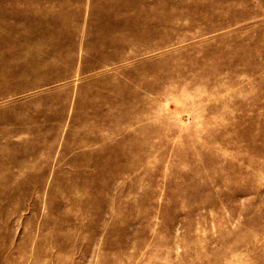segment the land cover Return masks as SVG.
<instances>
[{"label": "rangeland", "instance_id": "obj_1", "mask_svg": "<svg viewBox=\"0 0 264 264\" xmlns=\"http://www.w3.org/2000/svg\"><path fill=\"white\" fill-rule=\"evenodd\" d=\"M106 1L7 0L0 264H264V0Z\"/></svg>", "mask_w": 264, "mask_h": 264}, {"label": "bare ground", "instance_id": "obj_2", "mask_svg": "<svg viewBox=\"0 0 264 264\" xmlns=\"http://www.w3.org/2000/svg\"><path fill=\"white\" fill-rule=\"evenodd\" d=\"M138 1H140V0H119L118 2L106 1L104 3V5H106L108 7H111V8L115 7V8H117L119 10V12L123 11L124 9H130V10H135L136 11L137 10V5H138L137 4ZM8 6H9V2H7V0H0V27H5V28H8L10 30H13L12 32H14V34H15V33L20 32L21 24L18 22L16 24H14L13 26H11L9 24V22L6 20V15L5 14L9 12L8 11ZM13 6L14 7H19V3H15ZM104 10H103V8L101 9V12H102L101 14L103 16L102 18H104V21H105L104 24L105 25H103L102 28H100L102 30V32H101L102 36L100 37L99 40H102L104 43L105 42L107 43V41L110 40L111 38H110V35L106 34V33L108 31H111V29H112L111 22L116 20V18H115L116 14H115V12H109V11H104ZM131 17L132 16H130L128 18H123V19H129ZM123 19H120L119 21H122ZM13 42H14V38H13L12 35H9V34L7 35L6 34L5 37L0 35V48H1L0 52L1 53H6L7 50H9L12 47V43ZM104 55L100 54L102 59L103 58L105 59Z\"/></svg>", "mask_w": 264, "mask_h": 264}]
</instances>
